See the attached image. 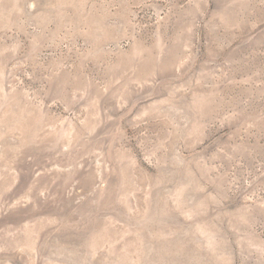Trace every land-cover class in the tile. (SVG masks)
<instances>
[{
    "label": "rangeland",
    "instance_id": "obj_1",
    "mask_svg": "<svg viewBox=\"0 0 264 264\" xmlns=\"http://www.w3.org/2000/svg\"><path fill=\"white\" fill-rule=\"evenodd\" d=\"M0 264H264V0H0Z\"/></svg>",
    "mask_w": 264,
    "mask_h": 264
}]
</instances>
